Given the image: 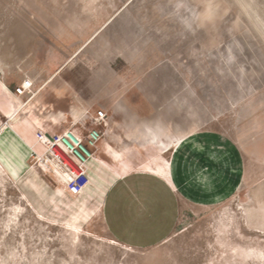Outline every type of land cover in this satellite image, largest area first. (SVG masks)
Returning a JSON list of instances; mask_svg holds the SVG:
<instances>
[{
    "label": "rangeland",
    "instance_id": "1",
    "mask_svg": "<svg viewBox=\"0 0 264 264\" xmlns=\"http://www.w3.org/2000/svg\"><path fill=\"white\" fill-rule=\"evenodd\" d=\"M0 66L12 91L36 85L43 130L83 136L104 108V139L115 114L161 112L150 103L194 121L165 146L194 153L180 157L179 184L170 160L154 161L178 194L157 245L120 243L96 197L58 185L30 155L0 164V264H264V169L235 144L264 126V0H0ZM147 125L155 142L160 122ZM10 147L0 142V158Z\"/></svg>",
    "mask_w": 264,
    "mask_h": 264
},
{
    "label": "crops",
    "instance_id": "2",
    "mask_svg": "<svg viewBox=\"0 0 264 264\" xmlns=\"http://www.w3.org/2000/svg\"><path fill=\"white\" fill-rule=\"evenodd\" d=\"M50 76L46 75L48 79ZM1 80L4 83L0 81V126L2 127L12 115H16L18 120L22 121V124L14 128L17 136L7 131L3 139L13 147H17L18 144L20 149L21 147L25 149L20 141L25 139L24 141L33 144L36 141L37 129L42 128L40 120L34 116L39 99L34 100L35 97H33L27 104H22L17 100L15 92L10 89L9 80ZM22 82L19 81L17 86H20ZM35 88L36 85L33 89ZM42 91L41 107L47 109L46 94L50 91L44 88ZM150 105H153L154 110L161 112L155 113L153 117L141 111L138 113L133 111L129 117L123 118L119 117L118 112L113 115L107 125L104 139L98 144V161H93L88 166L91 185L86 191L91 194V197L97 198L104 224L122 244L152 246L170 236L178 210V194L171 183L154 170V161L160 155L170 160L174 166L172 180L178 185L180 157L186 155L189 159L194 156L188 145L182 146L179 150L173 149L171 145L172 148L165 152V146L173 144L178 132L188 131L190 127H193V119L191 123L188 120L180 124L178 106L172 108L173 112L170 113L168 110L155 106L154 103ZM100 110L104 111V108ZM79 113L78 118L77 116L75 118L85 120L86 116L83 112L79 111ZM53 118L60 121L65 116L57 114ZM125 119L127 122H124ZM77 120L74 122L77 123ZM130 120H133L134 126L137 120L139 127L129 126L128 124H132ZM8 121L13 124L11 119ZM153 121L160 122L155 131L158 135L155 142H152V136L148 132L151 127L147 125L150 122L152 124ZM124 124H127L125 125L127 128ZM109 127L110 134L107 131ZM55 129L57 128L45 127L44 131L49 134L62 132ZM254 133L252 136L236 141L235 144L244 155L253 159L258 167L264 169V126H259ZM108 146L117 150L121 158H117ZM122 162L128 166L124 168ZM92 200L95 199L92 198Z\"/></svg>",
    "mask_w": 264,
    "mask_h": 264
},
{
    "label": "built area",
    "instance_id": "3",
    "mask_svg": "<svg viewBox=\"0 0 264 264\" xmlns=\"http://www.w3.org/2000/svg\"><path fill=\"white\" fill-rule=\"evenodd\" d=\"M33 88V82L23 81L15 89V92L18 96H26V101H28L35 94ZM107 120V113L99 110L94 120L96 128L83 136L77 134L74 129H69L63 133L50 134L51 139L46 141L44 131L40 129L36 131L37 141L47 147L46 153L51 160L48 162L50 167L53 163H56L58 168L66 171L74 179L69 187L73 194L80 195L84 193L89 184L88 164L97 156L98 144L103 138V132H105L102 131V127L105 129ZM8 122L6 120L3 126L7 127ZM32 156L39 157V154L33 151ZM64 156H67L69 160H66ZM71 162L76 164L75 168L71 165Z\"/></svg>",
    "mask_w": 264,
    "mask_h": 264
},
{
    "label": "bare ground",
    "instance_id": "4",
    "mask_svg": "<svg viewBox=\"0 0 264 264\" xmlns=\"http://www.w3.org/2000/svg\"><path fill=\"white\" fill-rule=\"evenodd\" d=\"M0 73H2V68L0 66ZM24 81H28L29 83H32V80L31 79H25ZM15 95H16V98L17 100L24 104L26 102V100L23 99L24 96H18L15 92ZM35 96V94H34ZM33 96V97H34ZM32 97V98H33ZM30 98V99H32ZM29 99V100H30ZM28 100V101H29ZM20 109V108H19ZM74 111V110H72ZM77 118L78 116L80 115L79 112H77ZM10 119L11 121L13 122V124H10L8 123V126L5 128L3 125L2 127L0 126V142H4V139H3V136L4 134L7 132V131H10L12 132L15 136L16 135V132L14 131V128L19 126L20 124H22V121L18 120V118L15 116H10ZM8 119V120H10ZM86 119V117H85ZM95 120V118H93ZM93 120V121H94ZM77 125L80 127L82 126V123L81 121H77ZM76 127V126H75ZM16 129V128H15ZM40 129V128H38ZM37 129V130H38ZM40 130H43V129H40ZM44 131V130H43ZM108 133L110 134L111 133V128L109 127L108 128ZM45 133V138H46V141H49L51 139V136L49 133H47L46 131H44ZM19 134V133H18ZM36 134V133H35ZM13 136V135H12ZM19 138V136H18ZM14 139V137H13ZM15 140V139H14ZM25 140V139H24ZM20 141L21 142V145L24 146L25 149H21L18 147V144L16 145L17 147H13L14 149L12 150V152L14 153L13 154V157H11L10 159L9 158H4V157H1L0 158V164L1 166H4L5 167V163L6 164H9L8 166L12 167L15 169V167H19L21 166V164L26 160L27 158V155L29 156L30 155V160L32 162V166L35 167V168H39L44 174L45 173H49V174H52L53 175V179L57 181V184L64 187V188H68L70 187V185L72 184L73 182V178H71V176L64 170L58 168V166L56 165V163H53L52 167H50L49 163L51 160L49 159V156L47 155V147L41 143H39L35 137V140L33 144L27 142V141ZM11 145V144H10ZM12 148V145L11 147ZM112 148V147H111ZM113 152L115 154H119V152L117 150H115L113 148ZM35 151L39 154V157H36V156H32V152ZM40 160V161H39ZM93 161H98V156H96L94 159H92L88 166L90 165V163H92ZM19 163V164H17ZM19 165V166H18ZM7 166V165H6ZM7 168V167H6ZM89 177V175H88ZM90 184H91V180L89 178V184L87 185L86 187V190L88 187H90ZM85 192V191H84ZM112 198V197H111ZM75 231H78V229L76 227L73 228ZM79 233V232H78ZM77 233V234H78Z\"/></svg>",
    "mask_w": 264,
    "mask_h": 264
}]
</instances>
